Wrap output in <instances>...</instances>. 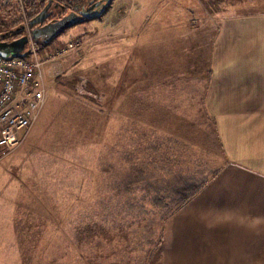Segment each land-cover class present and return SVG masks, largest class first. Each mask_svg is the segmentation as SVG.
Here are the masks:
<instances>
[{
	"label": "rangeland",
	"instance_id": "rangeland-1",
	"mask_svg": "<svg viewBox=\"0 0 264 264\" xmlns=\"http://www.w3.org/2000/svg\"><path fill=\"white\" fill-rule=\"evenodd\" d=\"M168 1L113 0L100 17L67 28L46 45L36 40L29 45L44 62L48 97L53 99L24 143L0 162V264L160 261L171 219L205 184L189 176H210L221 165L220 150L204 147L210 139L198 132L199 123L194 132L175 127L177 120L167 115L111 113L114 87L126 93L130 85H116L120 77L112 74L121 64L117 60L124 54L120 47L126 36L107 30L148 27L143 17L156 15ZM241 1L234 6L232 0H208L205 8L217 19L209 18L206 27L194 21L207 31L184 43L186 57H193L188 74L198 75L199 83L177 91L188 96L199 90L198 101L206 91L219 14L264 11V0ZM41 2L0 0V30L29 29ZM196 52L205 56L195 61ZM217 54L220 61L226 52ZM130 84L132 91L142 88L141 82ZM176 103L178 113L191 111L190 118L198 120L188 100ZM123 106V98L117 100L115 108Z\"/></svg>",
	"mask_w": 264,
	"mask_h": 264
},
{
	"label": "crops",
	"instance_id": "crops-1",
	"mask_svg": "<svg viewBox=\"0 0 264 264\" xmlns=\"http://www.w3.org/2000/svg\"><path fill=\"white\" fill-rule=\"evenodd\" d=\"M232 1L234 6L244 2ZM208 4V0H170L156 15L143 17L148 27L107 30L126 36L120 47L124 54L117 60L121 64L112 69L120 78L113 81L130 87L131 82L142 83L140 91L128 87L126 93L115 86L110 109L125 117L140 113L175 117V127L186 131L190 127L196 132L193 126L199 123L201 130L195 128L210 139L204 147L217 145L220 150L221 165L211 169L210 176H189L206 180L205 184L171 219L172 230L162 238L158 264H264V11L236 17L219 14L218 39L212 44L213 75L207 77V89L198 101L199 90L185 96L177 89L199 83L198 75L188 74L193 57H186L184 43L203 31L202 25L211 24L209 18L218 16L210 15ZM196 20L201 27L193 25ZM119 21L114 23L120 25ZM231 36L238 41L233 43ZM218 52H226L220 61ZM202 56L196 52L195 61ZM121 98L125 106L115 108ZM52 99L48 97L44 109ZM184 100L195 106L197 121L190 118L191 111L177 112L181 106L176 102Z\"/></svg>",
	"mask_w": 264,
	"mask_h": 264
},
{
	"label": "built area",
	"instance_id": "built-area-1",
	"mask_svg": "<svg viewBox=\"0 0 264 264\" xmlns=\"http://www.w3.org/2000/svg\"><path fill=\"white\" fill-rule=\"evenodd\" d=\"M25 30H28L24 35L29 39L26 47L29 53L19 57L0 56V162L24 143L49 94L44 62L36 48H29L35 41L30 23Z\"/></svg>",
	"mask_w": 264,
	"mask_h": 264
},
{
	"label": "water",
	"instance_id": "water-1",
	"mask_svg": "<svg viewBox=\"0 0 264 264\" xmlns=\"http://www.w3.org/2000/svg\"><path fill=\"white\" fill-rule=\"evenodd\" d=\"M111 2L112 0H104L101 9L95 12L94 14H88L85 12L78 14L77 12L72 11L67 13L60 19L54 20L45 25L38 26V24H42L44 20L49 16L48 9L50 8V4H47L46 7L39 14H37L34 18L30 20L33 38L38 42L48 44L67 28H70L85 20H92L103 15L107 11ZM23 28L24 27H21L19 29L17 28L13 31L19 32ZM3 37L4 36H2L1 38ZM28 41L29 39L26 35L9 40L0 39V56L7 58L27 55L29 53L26 50Z\"/></svg>",
	"mask_w": 264,
	"mask_h": 264
},
{
	"label": "flooded vegetation",
	"instance_id": "flooded-vegetation-1",
	"mask_svg": "<svg viewBox=\"0 0 264 264\" xmlns=\"http://www.w3.org/2000/svg\"><path fill=\"white\" fill-rule=\"evenodd\" d=\"M41 1H42V6L39 7L36 14H39L46 7L47 4H50V8L48 9L49 16L44 20L42 24H38V26L45 25L49 22L60 19L64 15L72 11L77 12L78 14H81L82 12L88 14H94L95 12L101 9L104 3V0H41ZM23 35H24V28L19 32H14L12 29L0 30V39L2 40L15 39ZM2 36L4 37L1 38ZM10 36L11 37L16 36V37L10 38Z\"/></svg>",
	"mask_w": 264,
	"mask_h": 264
},
{
	"label": "trees",
	"instance_id": "trees-1",
	"mask_svg": "<svg viewBox=\"0 0 264 264\" xmlns=\"http://www.w3.org/2000/svg\"><path fill=\"white\" fill-rule=\"evenodd\" d=\"M42 3V2H41ZM41 6H42V4H41ZM37 13V12H36ZM15 36H13V37H11L10 36V38H14ZM39 45H46L45 43H39ZM140 168H142V167H140ZM198 189H200V188H198Z\"/></svg>",
	"mask_w": 264,
	"mask_h": 264
}]
</instances>
